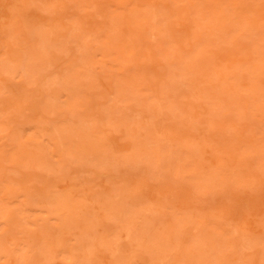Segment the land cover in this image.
I'll return each instance as SVG.
<instances>
[{
  "label": "rangeland",
  "instance_id": "obj_1",
  "mask_svg": "<svg viewBox=\"0 0 264 264\" xmlns=\"http://www.w3.org/2000/svg\"><path fill=\"white\" fill-rule=\"evenodd\" d=\"M0 264H264V0H0Z\"/></svg>",
  "mask_w": 264,
  "mask_h": 264
},
{
  "label": "bare ground",
  "instance_id": "obj_2",
  "mask_svg": "<svg viewBox=\"0 0 264 264\" xmlns=\"http://www.w3.org/2000/svg\"><path fill=\"white\" fill-rule=\"evenodd\" d=\"M256 221H251L250 225H251V231L253 234L255 235H261V230L259 229V227L256 225Z\"/></svg>",
  "mask_w": 264,
  "mask_h": 264
}]
</instances>
